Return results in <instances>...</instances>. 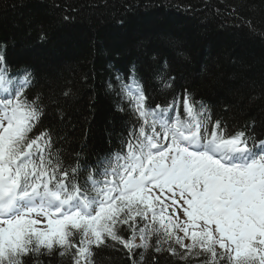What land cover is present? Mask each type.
I'll return each instance as SVG.
<instances>
[{
	"label": "snow or ice",
	"instance_id": "6c2138e0",
	"mask_svg": "<svg viewBox=\"0 0 264 264\" xmlns=\"http://www.w3.org/2000/svg\"><path fill=\"white\" fill-rule=\"evenodd\" d=\"M165 71L156 79L170 89ZM33 80L0 55V264L54 253L93 264L94 249L117 245L130 259L143 249L139 261L152 248L184 264H264V140L229 133L186 89L151 106L133 68L128 83L115 77L133 117L120 150L66 164L52 134L34 132Z\"/></svg>",
	"mask_w": 264,
	"mask_h": 264
},
{
	"label": "trees",
	"instance_id": "16d2710c",
	"mask_svg": "<svg viewBox=\"0 0 264 264\" xmlns=\"http://www.w3.org/2000/svg\"><path fill=\"white\" fill-rule=\"evenodd\" d=\"M0 55L32 72L26 95L43 112L34 132L49 131L66 164L120 150L133 117L115 77L128 83L133 68L151 106L186 89L229 133L264 139V0H0ZM165 65L170 89L156 79ZM93 251V264H184L152 248L143 261V249L131 259L119 245ZM38 264L70 260L54 253Z\"/></svg>",
	"mask_w": 264,
	"mask_h": 264
},
{
	"label": "rangeland",
	"instance_id": "374dc122",
	"mask_svg": "<svg viewBox=\"0 0 264 264\" xmlns=\"http://www.w3.org/2000/svg\"><path fill=\"white\" fill-rule=\"evenodd\" d=\"M135 242H136V243H140L139 238H137V240H136Z\"/></svg>",
	"mask_w": 264,
	"mask_h": 264
}]
</instances>
